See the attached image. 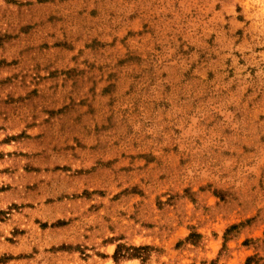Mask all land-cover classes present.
I'll return each instance as SVG.
<instances>
[{
	"label": "rangeland",
	"instance_id": "374dc122",
	"mask_svg": "<svg viewBox=\"0 0 264 264\" xmlns=\"http://www.w3.org/2000/svg\"><path fill=\"white\" fill-rule=\"evenodd\" d=\"M0 264H264V0H0Z\"/></svg>",
	"mask_w": 264,
	"mask_h": 264
},
{
	"label": "trees",
	"instance_id": "16d2710c",
	"mask_svg": "<svg viewBox=\"0 0 264 264\" xmlns=\"http://www.w3.org/2000/svg\"><path fill=\"white\" fill-rule=\"evenodd\" d=\"M148 249H151V246H126L118 243L113 253V259L118 261L120 259L139 258L143 263L145 256L141 252Z\"/></svg>",
	"mask_w": 264,
	"mask_h": 264
}]
</instances>
